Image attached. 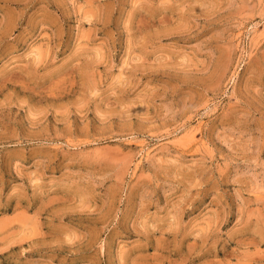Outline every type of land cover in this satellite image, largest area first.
<instances>
[{
	"label": "rangeland",
	"instance_id": "rangeland-1",
	"mask_svg": "<svg viewBox=\"0 0 264 264\" xmlns=\"http://www.w3.org/2000/svg\"><path fill=\"white\" fill-rule=\"evenodd\" d=\"M0 264H264V0H0Z\"/></svg>",
	"mask_w": 264,
	"mask_h": 264
}]
</instances>
